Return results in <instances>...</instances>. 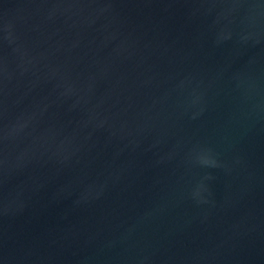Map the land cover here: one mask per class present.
Masks as SVG:
<instances>
[{
	"label": "water",
	"instance_id": "95a60500",
	"mask_svg": "<svg viewBox=\"0 0 264 264\" xmlns=\"http://www.w3.org/2000/svg\"><path fill=\"white\" fill-rule=\"evenodd\" d=\"M0 264H264V0H0Z\"/></svg>",
	"mask_w": 264,
	"mask_h": 264
}]
</instances>
